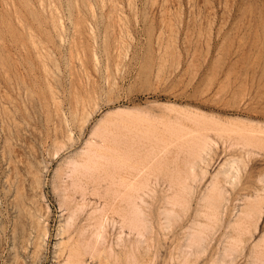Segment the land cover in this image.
Returning a JSON list of instances; mask_svg holds the SVG:
<instances>
[{
  "label": "rangeland",
  "instance_id": "rangeland-1",
  "mask_svg": "<svg viewBox=\"0 0 264 264\" xmlns=\"http://www.w3.org/2000/svg\"><path fill=\"white\" fill-rule=\"evenodd\" d=\"M184 110L264 127V0H0V264H63L71 246L93 243V208L106 211L105 241L98 243L104 247L94 245L101 255L92 248L93 254L84 252L85 264H264V191L263 201L255 199L260 206L253 203L254 189L264 184L258 183L263 152L245 156V166L238 164L240 175L225 186L216 216L203 198L212 176L236 151L217 142L207 169L201 165L207 175L196 170V180L188 182L191 191L180 200L171 191L181 202L174 200L173 209L164 201L173 199L168 182L187 171L189 158L169 146L166 157H158L159 176L157 169L149 174L152 188L138 203L147 219L141 238L119 223L123 204L115 203V186L107 188L105 175L98 181L101 188L95 185L97 174L78 175L83 191L70 186L66 172L87 142L101 144L97 138L102 136L108 138L105 146L121 150L133 139L142 142L132 140L133 147L144 144L142 151L150 150L155 136L169 137L170 126H191ZM162 165L167 175L173 171L171 178ZM94 188L103 197L95 196ZM251 201L257 214L247 210L248 218L244 212ZM165 209H173L171 218ZM61 227L66 229L62 235Z\"/></svg>",
  "mask_w": 264,
  "mask_h": 264
},
{
  "label": "bare ground",
  "instance_id": "bare-ground-1",
  "mask_svg": "<svg viewBox=\"0 0 264 264\" xmlns=\"http://www.w3.org/2000/svg\"><path fill=\"white\" fill-rule=\"evenodd\" d=\"M54 17V16H53ZM55 18V17H54ZM51 19H53V18H51ZM57 19V18H56ZM53 22L55 21V20H52ZM50 22V23H52V25H53V22ZM57 21V20H56ZM60 21V20H59ZM55 23V22H54ZM55 25V24H54ZM57 26H58V24H57ZM53 27V26H52ZM60 27V26H59ZM53 29V28H52ZM56 29V28H55ZM57 34V33H56ZM58 36V35H57ZM35 49V48H34ZM40 52V51H39ZM47 54V53H46ZM48 55V54H47ZM49 56V55H48ZM48 56H47V58H48ZM46 57V56H45ZM51 58V57H50ZM54 58V57H53ZM53 58H52V61H53ZM50 60V59H49ZM54 62H55V60H54ZM53 62V63H54ZM46 70H47V68H46ZM75 99H77V98H75ZM81 101H82V99H81ZM80 101V102H81ZM79 102V103H80ZM82 103H83V101H82ZM82 103L81 104H79V108L80 107H84V106H80V105H82ZM58 105V104H57ZM77 105V104H76ZM59 107V106H58ZM159 108V107H158ZM174 109V108H173ZM78 110V109H77ZM76 110V111H77ZM164 110V109H163ZM172 112V111H171ZM180 112H182V111H180ZM183 112H185V110L183 111ZM77 113V112H76ZM139 113V112H138ZM177 113V112H176ZM179 113V112H178ZM177 113V114H178ZM186 113V112H185ZM81 115V114H80ZM123 115V114H122ZM140 115V114H139ZM163 115V114H162ZM180 115V113L178 114V116ZM183 115V114H182ZM181 115V116H182ZM184 115H186V116H184V118L186 117V121H190L189 122V124H191V126H187V125H184V124H173L174 125V127H177V128H174L173 126H170L169 128H170V130H168L169 132H167V127L166 128H164L163 127V129H165L166 130V132L167 133H169V137L167 138L166 136H164V138H167V139H160L158 136H155L156 137V143L154 144V142L153 141H151V144L153 143L154 144V146L155 147H153V148H151L150 150H148V148L147 149H144L143 151H142V149H143V147H144V144H142V149L141 148H139L140 146H136V147H133V145H131V144H133V142H132V140H131V138H134V139H137V138H135L136 136H138V135H136L135 134V132H133V134L134 135H136V136H129V138H130V145H128V141H126L127 143V145L128 146H124V148H120L121 150H114V149H110V148H108L107 146H105V144H104V139H105V141L108 139H106V137L104 138V137H102V136H98L99 134V132L98 133H96V134H94L95 132H93V135H95L96 137L98 136L99 138H97V139H101L100 140V142H101V144H97V143H95V142H87V148H85V151H82V152H84L82 155H81V157L79 158V159H77V160H75V161H72L71 163H70V171H69V169H68V171L70 172H66V176L69 178V180H70V186H72V187H79L81 184H79L83 179H85V178H87V177H83V175L84 174H97V183H96V181L94 182V183H96L95 185H99L100 186V183H98V181L100 182V180L102 179V174L103 175H105V177H106V179H104V180H106L107 181V183H108V186H107V183H106V181H105V185L107 186V188L108 187H114L115 186V188H113L114 190H113V192L112 193H114V197H115V199L118 201V202H115V203H118V204H123V205H121V207L120 206H118V209H121L122 211H124L123 212V214H121L120 212V214H121V216H119V213L117 212L118 211V209L115 211V212H117L118 213V216L120 217L119 219H121V222H119V223H121V225H123V226H127V227H129V229L133 232V231H135V233L138 235L137 236V238L139 237V238H141V236H142V234H144L143 232H145V231H147L146 230V224H147V219L145 220V219H143V213H140L139 212V209H140V206H139V202H143V200L145 201V199L144 198H146V197H142V194H144L145 193V191H147L148 192V189H149V187H151V181H149V179L151 178V177H148V176H150L149 174H152L154 171H155V169H157L158 167V161H159V159H158V157L160 156V155H162L163 153L165 154V151H169V150H167V148H169V146H175V147H179V151H186V155H188V156H186L185 158L186 159H188V160H184L185 161V168H187V171H185V169H184V167H183V169H184V172H183V174L181 173V172H178V173H181V174H177V175H174V176H172L173 178H175V179H177V181L176 180H173V178H171V173L173 172H171V173H169V175H170V178L173 180V181H176V182H172V180H171V183L170 182H168V190L171 192H173L175 195H178V197H175V198H179V196L180 195H184V197H185V193H187L188 191L190 192L191 191V189H190V185H189V180H190V183H191V180L192 181H195L196 179V173H197V171H199V170H201V176L203 177V176H205V175H207L206 174V170L205 169H207L205 166H207L208 165V162H209V160H210V153H212L211 151H212V149L216 146V143L217 142H219L220 140V142H222V143H220L222 146L224 145L225 146V148L226 149H230L231 151H232V149H233V151L235 150L236 152H235V154H231L230 155V157H228V159L225 161V162H223L221 165H220V168H219V170L212 176V178H211V180H210V182H209V184L207 185L208 187H207V190H206V194H205V196H204V201L206 200V204L205 205H207V206H210V208H212V213H211V215L212 214H216L215 212H217L218 210H216L217 208H218V205H220V202L223 200L222 198L224 197L223 196V194L225 193L226 194V192H225V186L226 185H233V182H235V180L237 179V176H238V172H240L239 171V169H238V164L239 163H241V164H243V159H245L244 157L245 156H247V159L249 158L248 156H250L251 154L253 155V154H255V153H261V152H263L264 153V127L263 126H259V125H252V124H244L243 122V124H239V122L237 123V122H232L231 121V119H230V121L228 120V121H221V120H218L219 118H217V119H215V118H213V117H210V116H205L203 113L202 114H199V113H192V112H189V111H187V113L186 114H184ZM74 116V115H73ZM118 116V115H117ZM126 116V115H125ZM123 117V116H122ZM127 117V116H126ZM140 117H141V119H142V117L143 116H141L140 115ZM150 117V116H149ZM76 118V117H75ZM119 118V117H118ZM183 118V117H182ZM150 119V118H149ZM120 120V119H119ZM178 120V119H177ZM176 120V121H177ZM236 121H237V119H235ZM169 121V120H168ZM145 122V121H144ZM148 122V121H147ZM151 122V121H150ZM159 122V121H158ZM170 122V121H169ZM181 121H179V123H180ZM104 123V122H103ZM133 123V122H132ZM135 123V122H134ZM155 123V122H154ZM172 123V122H171ZM171 123H170V125H171ZM193 123V124H192ZM241 123V122H240ZM121 124V123H120ZM147 124V123H146ZM149 124V123H148ZM162 124V123H161ZM160 124V125H161ZM126 125V124H125ZM165 125H167V124H165ZM164 125V126H165ZM107 126V125H106ZM113 126H114V124H113ZM116 126H118L117 125V123H116ZM148 126V125H147ZM109 127V126H108ZM115 127V126H114ZM133 127V126H132ZM141 127H143V126H141ZM140 127V128H141ZM149 127V126H148ZM171 127H173V128H171ZM97 128V131L99 130L98 129V127H96ZM101 128V127H100ZM122 128V127H121ZM125 128V127H124ZM135 128V127H134ZM150 128H152V127H150ZM154 128V127H153ZM168 128V129H169ZM109 129V128H108ZM130 129V127L128 128V130ZM149 129V128H148ZM157 129V128H156ZM120 130V129H119ZM131 130V129H130ZM139 130V129H138ZM142 130V129H141ZM151 130V129H150ZM149 130V131H150ZM93 131H96V129L95 130H93ZM102 131V130H101ZM104 131V130H103ZM113 131V130H112ZM123 131V130H122ZM125 131V130H124ZM132 131V130H131ZM137 131V130H136ZM147 131V130H146ZM115 132V131H114ZM129 132V131H128ZM137 132H139V131H137ZM136 132V133H137ZM144 132H145V129H144ZM153 132V131H152ZM157 132V131H156ZM164 132V131H163ZM146 133V132H145ZM150 133V134H149ZM149 133H147V134H149V136L151 135V132H149ZM159 133V132H158ZM98 134V135H97ZM100 134H102V133H100ZM104 134V136H106L105 135V133H103ZM121 134V133H120ZM129 134V133H128ZM131 135H132V133H130ZM129 134V135H130ZM138 134V133H137ZM142 134V133H141ZM141 134H140V136H141ZM147 134H145L146 135V140H147V138L149 139V137H147L148 135ZM163 134V133H162ZM162 134H160V135H162ZM92 135V134H91ZM93 135L91 136L92 138H93ZM116 135V134H115ZM126 135V134H125ZM144 135V134H143ZM152 138L154 137V133H152ZM164 135H166L165 133H164ZM94 136V137H95ZM110 136V135H109ZM108 136V137H109ZM121 136V135H120ZM126 136H128V135H126ZM125 136V137H126ZM139 136V137H140ZM91 137H89V138H91ZM143 137V136H142ZM145 137V136H144ZM143 137V138H144ZM158 137V138H157ZM161 137V136H160ZM121 138V137H120ZM126 138H128V137H126ZM96 139V138H95ZM139 139V138H138ZM140 139H142L141 137H140ZM91 140V139H90ZM114 140V139H113ZM119 140V139H118ZM123 140H124V138H123ZM143 140V139H142ZM159 140V141H158ZM89 141V140H88ZM133 141H136V140H133ZM148 141V140H147ZM132 142V143H131ZM137 142V141H136ZM143 142H144V140H143ZM149 142V141H148ZM147 142V143H148ZM106 143H107V141H106ZM138 143H142V142H137V144L136 145H138ZM110 144V143H109ZM112 144H113V142H112ZM139 144V145H140ZM151 144H149V146L151 145ZM113 145H115V144H113ZM124 145V144H123ZM146 146H148L147 144H145ZM116 146V145H115ZM148 146V147H149ZM152 147V146H151ZM118 148V149H119ZM182 148V149H181ZM216 148H217V146H216ZM216 148H214V149H216ZM59 149V148H58ZM170 149H171V147H170ZM174 149H176V148H174ZM181 149V150H180ZM139 150V151H138ZM172 150V149H171ZM217 150V149H216ZM224 150V149H223ZM178 151V152H179ZM222 151V150H221ZM227 152H228V150H226ZM166 152V153H167ZM223 152V151H222ZM169 153V152H168ZM177 153V152H176ZM164 154H163V157H166V156H164ZM178 154V153H177ZM212 154H214V153H212ZM172 155V154H171ZM176 156V155H175ZM177 156H179V155H177ZM209 156V157H208ZM161 157V156H160ZM159 157V158H160ZM163 157H161L162 159H163ZM160 158V159H161ZM179 158V157H178ZM207 158H208V160H207ZM156 159H158V160H156ZM172 159V158H171ZM72 160H74V158L72 159ZM174 160H176V158L174 159ZM70 161H71V159H70ZM161 161V160H160ZM160 161H159V163H160ZM173 161V160H172ZM156 162V165H154V163ZM163 162V161H162ZM166 162V161H165ZM27 163V162H26ZM164 163V162H163ZM204 165V167H205V169L203 168H201V165ZM241 164H240V166H241ZM69 165V164H68ZM160 165H161V163H160ZM172 165V164H171ZM176 166H177V164H175ZM174 165V166H175ZM244 166H245V164H243ZM163 166V168H164V173L166 172V167H164L165 165H162ZM179 166V165H178ZM181 166V165H180ZM243 166V167H244ZM161 168V167H160ZM176 168V167H175ZM240 168V167H239ZM241 168H242V166H241ZM162 169V168H161ZM199 169V170H198ZM158 170V171H157ZM156 170V173H158L159 171H160V169H157ZM169 170V169H168ZM172 170V169H171ZM174 170V169H173ZM197 170V171H196ZM241 170V169H240ZM162 171V170H161ZM170 171V170H169ZM183 171V170H182ZM195 171H196V173H195ZM176 172V171H175ZM174 172V173H175ZM185 172H187L186 174H185ZM67 173H69V174H67ZM162 173V172H161ZM200 172H198V174H199ZM13 174V173H12ZM154 174V173H153ZM159 174H160V172L158 173V176H159ZM163 174V173H162ZM166 175L168 174V173H165ZM165 174L164 175H162V176H165ZM173 174V173H172ZM185 174V175H184ZM38 175H40V174H38ZM81 175V177L83 178L82 180H80V178H79V176ZM169 175H167V178H168V176ZM180 175H183V177L182 176H180ZM186 175H188V176H186ZM200 175V174H199ZM199 175H197V176H199ZM240 175V174H239ZM22 176V175H21ZM57 176V175H56ZM91 175H89V178L88 179H91L92 177H90ZM93 176V175H92ZM152 176V175H151ZM190 176V177H189ZM93 177H95V176H93ZM157 177V176H156ZM211 177V176H210ZM261 177V178H260ZM262 177H264V175L263 176H259V179H258V183L259 182H261V181H263L264 182V179L262 178ZM11 178V177H10ZM67 178V179H68ZM153 178V177H152ZM159 178V177H158ZM167 178H163V179H167ZM239 178V177H238ZM169 179V178H168ZM167 179V180H168ZM195 179V180H194ZM92 180H94V178H92ZM103 180V179H102ZM101 180V181H102ZM104 180H103V182H104ZM32 181V180H31ZM86 181V180H85ZM89 181V180H88ZM154 181V180H153ZM158 182V181H157ZM156 182V183H157ZM81 183H83V181L81 182ZM91 183V182H90ZM154 183H155V181H154ZM66 184V183H65ZM77 184H78V186H77ZM88 184V182L86 183V185ZM199 184V183H198ZM261 184V183H260ZM32 185V184H31ZM86 185H84V186H86ZM104 185V186H105ZM191 185H193V184H191ZM196 185V184H195ZM257 185V184H256ZM262 185V184H261ZM63 186H66V185H63ZM67 186H69V185H67ZM66 186V187H67ZM82 186V185H81ZM81 186H80V188H81ZM91 186H92V184H91ZM105 186V187H106ZM26 187V186H25ZM33 187V186H32ZM65 187V188H66ZM94 187V186H93ZM96 187V186H95ZM103 187V186H102ZM175 187H177V189L175 188ZM71 188V187H70ZM100 188H101V186H100ZM106 188V189H107ZM152 188V187H151ZM68 189H69V187H68ZM82 189V188H81ZM85 189V188H84ZM95 189V188H94ZM93 189V190H94ZM105 189V190H106ZM109 189V188H108ZM176 189V190H175ZM245 189V188H244ZM64 190V189H63ZM76 190H78V189H76ZM91 190H92V188H91ZM102 190H103V188H102ZM110 190V189H109ZM150 190H152V189H150ZM167 190V191H168ZM194 190V189H193ZM82 191H83V189H82ZM85 191V190H84ZM95 191H96V189H95ZM92 191L93 193H96L95 194V196L96 195H98L99 194V192H101V190H99L98 192L96 191ZM108 191V190H107ZM167 191H163V192H167ZM263 191H264V184L262 185V186H260V187H257L256 189H254V193H255V196H256V198H254L253 200V203H255V204H257V202L260 200V201H263L262 200V197H260V194L261 193H263ZM42 192V191H41ZM66 192H68V191H66ZM88 192V191H87ZM152 192V191H151ZM172 192H171V195H172V200H167L168 198H166V200H164L165 202H171L170 203V207L171 208H175V206H173L174 204L172 203V202H174V200L176 201L177 199H174V197L173 196H175L174 194H172ZM188 192V193H189ZM70 193V192H69ZM106 193H108V192H105L104 193V191H103V194H106ZM110 193V192H109ZM149 193H150V191H149ZM155 193V192H154ZM188 193H187V195H188ZM244 193V192H243ZM81 194V193H80ZM146 194V193H145ZM144 194V195H145ZM153 194V193H152ZM151 193H150V195H152ZM247 194V193H246ZM149 195V194H148ZM149 195V196H150ZM166 195V194H165ZM171 195H166V196H171ZM190 195V194H189ZM248 195V194H247ZM252 195V194H251ZM100 196H102V193H101V195L99 194V199H100ZM165 196V197H166ZM254 196V197H255ZM103 197V196H102ZM102 197H101V199H102ZM106 197V196H105ZM155 197V196H154ZM183 197V196H182ZM258 197V198H257ZM261 199H260V198ZM69 198V197H68ZM147 198H149V197H147ZM162 198V197H161ZM187 198V197H186ZM189 198V197H188ZM225 198V197H224ZM235 198V197H234ZM28 199V198H27ZM33 199V198H32ZM62 199V198H61ZM107 199V198H106ZM169 199H171V198H169ZM184 199V198H183ZM203 199H202V201H203ZM245 199V198H244ZM249 199V198H248ZM255 199H258V201L256 202L255 201ZM44 200V199H43ZM68 200V199H67ZM110 200H112V199H110ZM179 200H180V198H179ZM179 200H177V203H175V205L176 204H178V205H180L179 204ZM182 200V199H181ZM187 200V199H186ZM191 200H192V198H191ZM84 201V200H83ZM100 201V200H99ZM115 201V200H114ZM113 201V202H114ZM153 201V200H152ZM185 201V200H184ZM203 201V202H204ZM64 202V201H63ZM63 202H62V204H63ZM106 202V201H105ZM108 202H109V200H108ZM112 202V201H111ZM186 202V201H185ZM196 202V201H195ZM248 202V203H247ZM247 202H245V204H249V200L247 201ZM82 204H83V202H81ZM164 203V202H163ZM181 203V202H180ZM251 203H252V201H251ZM251 204V205H247V208L245 209V208H243V209H245L246 210V212H244V214H245V216H247V210H250V212H252V214H251V216L253 215V212H254V215L255 214H257V213H255V212H257V210H256V205L255 204ZM10 204V203H9ZM61 204V203H60ZM67 204V203H66ZM85 204V203H84ZM83 204V205H84ZM164 204H166V203H164ZM261 204H262V202H261ZM41 205V204H40ZM73 205V204H72ZM105 205H109V204H107V202L105 203ZM114 205V204H113ZM116 205V204H115ZM142 205V204H141ZM145 205V203H143V205L142 206H144ZM182 205V204H181ZM61 206H63V205H60V207ZM103 206H104V204H103ZM111 206H112V204H111ZM169 206V205H168ZM186 206V205H185ZM189 206V205H188ZM206 206V207H207ZM221 206V205H220ZM257 206H260V202L257 204ZM75 207V206H74ZM88 207V206H87ZM105 207V206H104ZM103 207V208H104ZM115 207V206H114ZM148 207V206H147ZM146 207V209H148ZM151 207V206H150ZM178 207V206H177ZM246 207V206H245ZM63 208V207H62ZM75 208H77V207H75ZM79 208V210L80 211H82L83 209V207L81 206V208L80 207H78ZM85 208V207H84ZM109 208V207H108ZM111 208V207H110ZM117 208V207H116ZM170 208V209H171ZM207 208H209V207H207ZM26 209V208H25ZM61 209V208H60ZM66 209V208H65ZM82 209V210H81ZM94 209L95 208H93V211H91L92 213H94L93 214V218H92V215H89V217L92 219V221L93 222H91L90 223V221H89V223L90 224H92V223H94L95 222V224H94V226L93 227H91L92 229L95 227V232H94V234H93V230L91 231L92 232V234L93 235H90V236H93L92 238H94V241H93V243H92V241L90 242H88V244L89 245H92V247L90 246V248H89V245L87 244V242H86V245L84 244H82L83 242H81L80 240H78V241H80L79 243H77V244H79V245H77L76 243V245H74V247H70L69 249H68V252H67V255H66V257L64 258V263L63 264H85V258L83 259V257H85L86 255L88 256V253H87V250L89 251V254H90V251H92L91 250V248L93 249V251L94 250H96V252L99 254V252H100V255H101V250L99 251V250H97L96 249V246L94 247V245H96V244H98V243H100V241L101 240H104V239H102V236H104L103 235V231H104V224H105V222H106V220H107V218L106 217H104V216H106L105 214H103V212L105 213L106 211H104V209H101V210H99V208H98V210H95L94 211ZM142 209V208H141ZM140 209V210H141ZM167 209H169V208H167ZM167 209H165L164 210V212H165V216H167L168 215V217L169 218H171L170 216L172 215L171 213H173V212H171L170 213V211H172V210H169V211H167ZM180 209V208H179ZM178 209V210H179ZM184 209V208H183ZM186 209V208H185ZM202 209V208H201ZM254 209L256 210V211H254ZM78 209L76 210V211H79ZM92 210V209H91ZM109 210V209H108ZM107 210V211H108ZM258 210H259V208H258ZM76 211H75V213H76ZM84 211V210H83ZM142 211H143V209H142ZM141 211V212H142ZM180 211V210H179ZM186 211V210H185ZM200 211V210H199ZM205 211H206V209H205ZM261 211V210H260ZM89 212V211H88ZM90 212V213H91ZM113 212V211H112ZM169 212V213H168ZM44 213V212H43ZM89 213V214H90ZM91 213V214H92ZM114 213V212H113ZM116 213V214H117ZM139 213V214H138ZM160 213V212H159ZM198 213V212H197ZM209 212H207V214H208ZM249 213V212H248ZM258 213H259V211H258ZM74 214V213H73ZM79 214V213H78ZM77 214V215H78ZM142 214V215H141ZM171 214V215H170ZM174 214V213H173ZM186 214H187V212H186ZM75 215V214H74ZM157 215V214H156ZM162 215V214H161ZM170 215V216H169ZM210 214H208V216H209ZM240 215V214H239ZM250 215V213L248 214V218L250 217L249 216ZM34 216V215H33ZM33 216H31V218L33 217ZM88 216V215H87ZM111 216H112V213H111ZM117 216V215H116ZM144 216H146V215H144ZM164 215H163V217H165ZM173 216V215H172ZM178 216V215H177ZM183 216V215H182ZM216 216H217V214H216ZM243 216V215H242ZM113 217V216H112ZM168 217H165V219L167 218V220L166 221H168V220H170V219H168ZM197 217H199V216H197ZM206 217V216H205ZM212 217V219L214 218L213 216H211ZM211 217H208V218H211ZM74 218H75V216H74ZM88 218V217H87ZM90 218H88V219H90ZM106 218V220H104ZM160 218V217H159ZM243 218V217H242ZM241 218V219H242ZM256 218V217H255ZM32 219H34V218H32ZM244 219V218H243ZM246 219V218H245ZM35 220V219H34ZM207 220V219H206ZM247 220V219H246ZM251 220V219H250ZM258 220V219H257ZM69 221H72V216H71V218L69 217V219H67V226H68V224L70 223ZM144 221H145V223L146 224H144ZM208 221H209V219H208ZM207 221V222H208ZM215 221V220H214ZM112 222H114V221H112ZM160 222V221H159ZM163 222V221H162ZM171 222V221H170ZM243 222V221H242ZM252 222V221H251ZM65 223V224H66ZM167 223V222H166ZM210 223V222H209ZM247 223V222H246ZM250 223V222H249ZM107 224V223H106ZM213 224V223H212ZM93 225V224H92ZM121 225L119 224V226H120V228H123V227H121ZM144 225H146V226H144ZM238 225H240V223H238ZM248 225V224H247ZM65 225H63V227H64ZM67 226H66V229H69V228H67ZM90 226V225H89ZM150 226V225H149ZM202 226V225H201ZM69 227H70V224H69ZM72 227V226H71ZM74 227V226H73ZM107 227V226H106ZM193 227V226H192ZM114 228V227H113ZM125 228V227H124ZM123 228V229H124ZM240 228V227H239ZM66 229H63L62 227L61 228H59V232H60V235H62V233L64 232V230H65V232H66ZM204 229V228H203ZM233 229V228H232ZM236 229V228H235ZM245 229V228H244ZM83 230V229H82ZM85 230V229H84ZM122 230V229H121ZM120 230V231H121ZM145 230V231H144ZM153 230V229H152ZM199 230V229H198ZM205 230V229H204ZM208 230V229H207ZM237 230H238V228H237ZM70 231V229L68 230V232ZM122 231H124V230H122ZM131 232V233H132ZM201 232V231H200ZM202 232H203V230H202ZM248 232V231H247ZM46 233L47 232H44V234L46 235ZM80 233V232H79ZM85 233H86V230H85ZM84 233V234H85ZM134 233V232H133ZM150 233V232H149ZM192 233V232H191ZM198 233H199V231H198ZM198 233H196V234H198ZM237 233V232H236ZM64 234V233H63ZM81 234H83L82 232H81ZM84 234L83 235H81V237H84ZM195 234V235H196ZM194 235V234H193ZM192 235V236H193ZM199 235V234H198ZM238 235V234H237ZM67 236V235H66ZM85 236H87V235H85ZM95 236V237H94ZM191 236V235H190ZM197 236V235H196ZM195 236V237H196ZM199 236H201V233H200V235ZM199 236L197 237L199 240L198 241H200V238H199ZM239 236V235H238ZM78 237V236H77ZM89 236H87V241H88V239H92V238H88ZM108 237V236H107ZM118 237H120V236H118ZM118 237H116V238H118ZM122 237V236H121ZM194 237V236H193ZM192 237V238H193ZM71 238H72V236H71ZM129 238V237H128ZM136 238V237H135ZM142 238H144V237H142ZM197 238H196V241H197ZM79 239H81V240H83V241H85L83 238H80L79 237ZM195 238H193V240L191 241V242H194L195 240H194ZM72 240V239H71ZM120 240V239H119ZM127 240V239H126ZM105 241V240H104ZM122 241V240H121ZM136 241V240H135ZM139 241V240H138ZM137 241V242H138ZM202 241H204V240H202ZM94 242H95V244H94ZM103 242V241H102ZM123 242H124V240H123ZM188 242V244H189V241H187ZM42 243V242H41ZM92 243V244H91ZM120 243V242H119ZM131 243V242H130ZM195 243H198V242H195ZM194 243V244H195ZM61 245L62 243L61 242H59L58 243V245ZM117 243H115V245H116ZM191 244V243H190ZM199 244V243H198ZM197 244V245H198ZM234 244V243H233ZM101 245L103 246V244H100V246H99V244L97 245L98 247L97 248H101ZM120 245V244H119ZM119 245H118V247H119ZM122 245V244H121ZM133 245H134V241H133ZM146 245V244H145ZM235 245V244H234ZM262 245V244H261ZM127 246V245H126ZM141 246V245H140ZM180 246V245H179ZM185 246V245H184ZM227 246V245H226ZM235 246H237V244L235 245ZM59 247V246H58ZM62 247V246H61ZM104 247V246H103ZM109 247H111V245L109 246ZM122 247V246H121ZM130 247V246H129ZM133 247V246H132ZM200 247V246H199ZM83 248V249H82ZM87 248H89V249H87ZM95 248V249H94ZM135 248V247H134ZM193 248V247H192ZM123 249V248H122ZM126 248H124V250H125ZM130 249H131V247H130ZM142 249V248H141ZM150 249V248H149ZM148 249V250H149ZM196 249V248H195ZM194 249V250H195ZM236 249V248H235ZM258 249V248H257ZM44 250V249H43ZM108 250H110V249H108ZM108 250H107V252H108ZM128 250V249H127ZM126 250V251H127ZM131 250H133V249H131ZM189 250H190V246H189ZM197 250V249H196ZM233 250H234V247H233ZM65 250H63V252H64ZM93 251L91 252V254H93ZM99 251V252H98ZM150 251V250H149ZM173 251V250H172ZM188 251V250H187ZM229 251V250H228ZM62 252V254L64 255V253ZM84 252H86V253H84ZM95 252V253H96ZM107 252L105 253L104 252V254H107ZM110 252V251H109ZM156 252V251H155ZM198 252V251H197ZM94 253V255H96V256H98V254L96 253L95 254ZM231 253H232V251H231ZM230 253V254H231ZM86 254V255H85ZM90 254V255H91ZM111 254V252L109 253V255ZM125 254V253H124ZM131 254V253H130ZM190 254V253H189ZM229 254V255H230ZM233 254V253H232ZM239 254V253H238ZM84 255V256H83ZM94 255H92V257L93 258H95L94 257ZM112 256H113V254H111ZM115 256H117L116 254H114ZM132 255V254H131ZM182 255V254H181ZM126 256V255H125ZM124 256V257H125ZM196 256V255H195ZM226 256H228V255H226ZM100 257V256H99ZM107 257L108 258H111V257H109L108 255H107ZM118 257V256H117ZM116 257V258H117ZM133 257V256H132ZM90 258V257H89ZM128 260H130L128 257H126ZM135 258V257H134ZM133 258V259H134ZM126 259V260H127ZM196 259V258H195ZM98 260V259H97ZM112 259H110L109 261H111ZM131 261V260H130ZM137 261V260H136ZM135 261V262H136ZM172 261V260H171ZM258 261H260V259L258 260ZM34 262V261H33ZM115 262V261H114ZM186 262V261H185ZM133 263H134V261H133ZM177 263V262H176ZM183 263V262H182ZM255 263H256V261H255ZM128 264V263H127ZM135 264V263H134ZM195 264V263H194Z\"/></svg>",
  "mask_w": 264,
  "mask_h": 264
}]
</instances>
